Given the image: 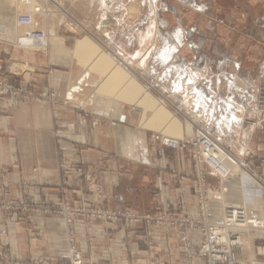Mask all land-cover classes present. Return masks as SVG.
<instances>
[{"label": "crops", "instance_id": "crops-1", "mask_svg": "<svg viewBox=\"0 0 264 264\" xmlns=\"http://www.w3.org/2000/svg\"><path fill=\"white\" fill-rule=\"evenodd\" d=\"M3 1L0 16L14 20L12 1ZM163 1L88 0L85 12H76V6L69 10L63 0L56 9L45 1V13L35 19L49 35L47 49L18 50L12 37L17 26L15 33L0 36V72L36 94L54 92L53 101L13 104L0 98V190L18 192L25 182L29 191H58L62 143L76 162L95 164L106 156L102 185L110 206L150 212L156 184L167 195L179 187V162L182 179L187 183L191 176L189 152L161 148L153 134L180 140L195 126L237 156L249 147L251 160H264L256 105L264 82V0ZM73 183L85 189L80 180ZM185 194L193 205V197ZM33 219L41 229L40 218ZM135 225L139 236L140 225ZM39 228L0 218V256L18 260L31 251L54 254L51 245L63 244L61 236L56 240L52 230ZM160 234L162 246L179 252L173 232ZM250 240L251 256H264L263 234ZM86 244L80 248L102 255L98 246ZM129 247L144 251L131 244L115 254L128 255Z\"/></svg>", "mask_w": 264, "mask_h": 264}, {"label": "rangeland", "instance_id": "rangeland-1", "mask_svg": "<svg viewBox=\"0 0 264 264\" xmlns=\"http://www.w3.org/2000/svg\"><path fill=\"white\" fill-rule=\"evenodd\" d=\"M11 1L12 7L16 9L14 10L16 15L14 20L9 14L0 16V36L4 39L11 32L15 33L14 27L17 26L18 33L16 31L12 37H15L18 50L47 49L49 35L43 31L48 40L44 46H39V43L37 44L26 34L28 27L22 28L23 25L18 24L16 18L28 12L31 13L34 22H37L35 14L45 13L42 4L46 1L52 4H50L51 8L56 9L59 0H43V3L35 0ZM63 1L65 3L63 6L71 11L75 6L76 12L87 11L88 0ZM36 8H39L38 12ZM82 18L89 24L88 16ZM70 19L71 17L67 18V25H71ZM36 26L34 28L36 31H42ZM14 68L13 70H18L17 67ZM8 75L7 72H0V98H6L13 104L25 103L29 100L41 102L54 100V92L36 94L25 83L14 81ZM5 88L8 89L6 91L8 93L5 92ZM258 93L257 115L259 125L264 129V82ZM246 120L250 123L255 122L253 118ZM112 123L116 124L115 121ZM197 131L206 133L216 142L224 153L237 163L238 169H232L231 175L226 178L215 174L208 164L201 160L199 142L196 139H189ZM155 135L153 134L152 138L161 148L189 152L191 176L187 183L182 179L184 175L179 162L175 167V177L179 187L167 195L161 183L156 184L152 192L153 208L150 212H140L132 207H122L121 204L112 207L109 202L110 194L105 192L102 185L103 178L108 174L107 168L103 166L106 156L95 164L76 162L69 159V154L61 143L58 151L60 189L52 193L47 190L29 191L28 185L23 182L18 192L0 190V218L4 221L14 220L27 224L29 229L38 231L39 227L33 224V218L38 217L42 221L41 229L52 230L53 234L50 236L55 239L61 236L63 244L57 246L56 242L52 243V249L56 250L54 254L45 250L31 251L27 258L18 260L0 256V264H264V256H259L257 259L256 254L251 256L250 240L257 234L264 236V160H251L249 147L244 148L243 156L233 154L199 126H195L187 137L180 138V141L185 143L183 145L180 142L178 147L159 141L154 138ZM258 141V147L262 149L261 156H264V136ZM257 150L254 151L256 156L259 154ZM77 179L84 183L85 189L81 187L80 190L75 186L73 182ZM221 181H226L224 186H219ZM188 192L194 199L193 205L186 203L185 193ZM254 200H258L257 204ZM234 209L238 210V217L232 219L233 224L228 230L227 227L226 231L232 236H239L240 241L227 249L204 226L209 228V226L223 225L228 212ZM254 219L259 221L258 227H253ZM135 224L140 225L142 232L139 236L135 231L137 226ZM41 229L39 228V231ZM95 229L100 230L101 234H94ZM161 230L175 234L179 252L162 246V235H158ZM193 231L197 232V238L191 237ZM208 236L211 241L208 240ZM81 242L89 246L92 244L98 246L103 252L102 255H91L89 251L82 250ZM206 243H208L207 250L204 249ZM131 244L142 245L144 251L139 254L134 249L131 251L129 247L128 255L115 254L117 248H128ZM252 252L255 253L254 250ZM76 255L79 261L75 260Z\"/></svg>", "mask_w": 264, "mask_h": 264}, {"label": "built area", "instance_id": "built-area-1", "mask_svg": "<svg viewBox=\"0 0 264 264\" xmlns=\"http://www.w3.org/2000/svg\"><path fill=\"white\" fill-rule=\"evenodd\" d=\"M36 11L38 12L39 8H36ZM16 21L18 24L28 27V31L26 32V34L29 35V37H32L37 44L39 43L40 44L39 46H44V44H46L48 40L47 35L43 31H36V29H34L37 22H34L31 13L27 12L24 14H20L16 18ZM6 91H8L7 88H5V92ZM154 138L174 147H178L180 144L184 145L185 143L180 140L174 139L170 136L161 135V134H156ZM189 139L191 140L196 139L197 142H199L198 145L200 149L201 160L207 163L215 174H217L221 178H226L231 175L232 173L231 166H233V164L235 165L236 163L227 153H224L222 148L216 142H214L206 133L202 131H197L196 134H193V137ZM202 147L204 148L205 151H202ZM237 217H238V210L234 209L233 211L228 212L225 218L226 222L223 225L209 226V228L208 226L205 225L204 227H207V229L210 230V233L216 236L217 239L221 241L227 249H229L230 245L240 241L239 236L238 237L232 236L228 234V231H226L227 227H228L227 230L231 228L233 224L232 219ZM252 225L253 227H258V225L260 224L258 220L254 219ZM208 240L211 241L209 236H208ZM207 247H208V243L205 244L204 249L207 250ZM77 255L74 256V258L76 261H79Z\"/></svg>", "mask_w": 264, "mask_h": 264}, {"label": "bare ground", "instance_id": "bare-ground-1", "mask_svg": "<svg viewBox=\"0 0 264 264\" xmlns=\"http://www.w3.org/2000/svg\"><path fill=\"white\" fill-rule=\"evenodd\" d=\"M131 10H132V12H135V8H134V7H132ZM163 135H165V134H163ZM166 136H167V135H166ZM172 138H174V137H172ZM174 139H176V138H174ZM177 140H179V139H177ZM202 151H205L203 147H202ZM234 162H235V161H234ZM233 165H234V164H233ZM236 166H237V163L235 164V166H231V170H232V169L235 170V168L238 169V166H237V167H236ZM232 208H234V207H232ZM245 217H246V216H245ZM247 229H248V228H247ZM260 233H261V232H260Z\"/></svg>", "mask_w": 264, "mask_h": 264}]
</instances>
